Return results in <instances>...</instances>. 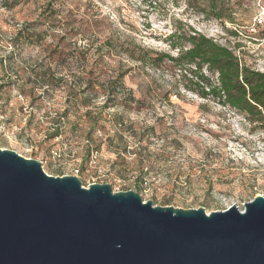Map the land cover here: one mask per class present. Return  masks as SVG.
I'll list each match as a JSON object with an SVG mask.
<instances>
[{
	"label": "rangeland",
	"instance_id": "obj_1",
	"mask_svg": "<svg viewBox=\"0 0 264 264\" xmlns=\"http://www.w3.org/2000/svg\"><path fill=\"white\" fill-rule=\"evenodd\" d=\"M48 1L0 0L1 149L85 188L135 191L144 174L140 195L160 207L210 214L264 197V126L202 97L209 86L197 84L200 75L218 85L206 67L155 60L177 56L167 38L180 27L221 46L241 42L243 64L264 73V0H61L56 17L66 28L50 24ZM20 30L34 44L15 45ZM45 79L60 87L47 93ZM67 87L85 94L70 101Z\"/></svg>",
	"mask_w": 264,
	"mask_h": 264
},
{
	"label": "water",
	"instance_id": "obj_2",
	"mask_svg": "<svg viewBox=\"0 0 264 264\" xmlns=\"http://www.w3.org/2000/svg\"><path fill=\"white\" fill-rule=\"evenodd\" d=\"M0 264H264V197L160 207L0 148Z\"/></svg>",
	"mask_w": 264,
	"mask_h": 264
},
{
	"label": "trees",
	"instance_id": "obj_3",
	"mask_svg": "<svg viewBox=\"0 0 264 264\" xmlns=\"http://www.w3.org/2000/svg\"><path fill=\"white\" fill-rule=\"evenodd\" d=\"M60 1L49 0L45 10L55 12L51 25L55 26L57 22V24L61 25V28H66L69 25L68 21L63 25L62 22H59V17H56V13H59V10L56 9V4ZM213 16L216 20H223V15L220 11L219 13H214ZM228 20L232 23L234 21L231 18H228ZM23 33V30L18 32L15 45L34 44V36L28 34L27 36L30 38L25 39ZM227 33L234 38L240 37L238 32L228 31ZM167 42L171 50L178 51L177 56L159 53L155 59L159 62V66L167 61L174 68L194 67L196 73H201V70L206 67L208 71L217 75L218 85H213L209 78L200 75L197 84L200 85L201 82H205L209 86V90L204 91L202 97H211L221 105L228 106L232 108L231 110L248 118L251 123L264 126V73L253 70L243 64L241 57L237 55V50L242 47L241 42H237L233 47L221 46L214 39L208 38L194 29H191V34H187L180 27H175L174 31L168 36ZM55 82L53 79H45L44 83L49 86L47 93H53L56 88L60 87H56ZM118 84L123 86L121 77L110 83L109 89L112 90L111 95L113 97L118 95ZM67 93L71 98L70 101L78 102L81 99V95L85 94V91L80 89L75 93L73 88L67 87ZM91 115L90 111L86 112V116L90 119ZM99 115L97 114V116ZM93 118L96 119L94 122L96 124L100 117ZM53 132L56 137L62 134L59 126ZM86 142L90 148V155L98 152L94 151L90 139ZM143 176L144 174L134 185L135 192L139 194L145 190L146 181Z\"/></svg>",
	"mask_w": 264,
	"mask_h": 264
},
{
	"label": "built area",
	"instance_id": "obj_4",
	"mask_svg": "<svg viewBox=\"0 0 264 264\" xmlns=\"http://www.w3.org/2000/svg\"><path fill=\"white\" fill-rule=\"evenodd\" d=\"M260 23H261V21H260ZM79 171H76V173H78Z\"/></svg>",
	"mask_w": 264,
	"mask_h": 264
}]
</instances>
